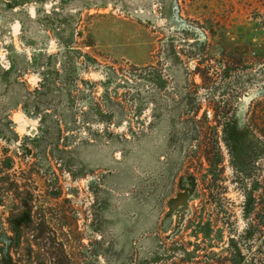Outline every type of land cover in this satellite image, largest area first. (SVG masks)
Returning a JSON list of instances; mask_svg holds the SVG:
<instances>
[{
  "label": "rangeland",
  "instance_id": "obj_1",
  "mask_svg": "<svg viewBox=\"0 0 264 264\" xmlns=\"http://www.w3.org/2000/svg\"><path fill=\"white\" fill-rule=\"evenodd\" d=\"M1 171L68 224L21 264H264V0H0Z\"/></svg>",
  "mask_w": 264,
  "mask_h": 264
},
{
  "label": "trees",
  "instance_id": "obj_2",
  "mask_svg": "<svg viewBox=\"0 0 264 264\" xmlns=\"http://www.w3.org/2000/svg\"><path fill=\"white\" fill-rule=\"evenodd\" d=\"M235 128L236 127L232 123L227 124L224 127V138L232 155L236 146L239 145V142L236 139L238 137L235 135ZM2 161L3 166H6L7 164L5 160ZM220 161V158L213 160L210 162V168L205 170L207 171L206 176L208 178H210V175L212 176V178H210L211 181L213 178L214 180L217 179L216 171H218L217 168ZM8 166L9 168L11 167L10 163ZM54 177L55 179L49 180L50 183L54 184L58 181V176H56V174ZM195 177V174L190 173L189 178L194 185V180H197ZM29 180L30 178L28 181ZM17 181L18 180L15 179V177H12L9 173L6 174L4 171L0 172V208L2 206L6 208L8 207L7 209L0 211V264H21L23 261L21 253H23L25 248L30 255L34 253V250H66V244L62 240H59L60 234H64L68 225L64 220L65 216L53 213L52 211H48V215L45 211L41 212L40 210L35 209L36 206L34 203L38 200L37 196L31 191L24 192L23 190H20L21 185ZM252 193L251 190L246 194L249 199L246 200L244 204L243 212L244 216L249 220L248 226L244 232L245 237L247 238L253 237L257 231V226L251 219V216L256 212L257 208L254 201L250 200ZM58 195L59 194H56L54 197H58ZM56 220H58L59 224L56 223V225H54ZM261 223L264 222H261L260 220L259 224ZM213 231H215L214 227L209 220L198 224L196 236L203 234L204 239L201 241L202 246L204 244L211 248L215 246L212 245ZM221 235L222 230L219 228L216 231V239H221ZM235 239L236 238L234 237L230 239L229 245L224 254L213 251L210 254L203 255L201 258L200 254L193 256V252H190L187 253V256L190 259H198V262L196 263L201 264H243L245 254L243 249L240 248L239 242ZM198 245L201 246V243L199 242ZM154 259L155 261H159L161 258L157 255ZM186 263H189V260H187ZM189 264H192L191 260Z\"/></svg>",
  "mask_w": 264,
  "mask_h": 264
}]
</instances>
